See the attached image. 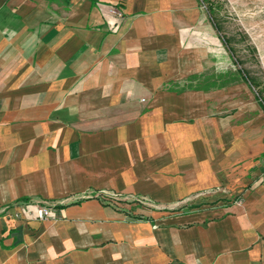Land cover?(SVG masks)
<instances>
[{
  "label": "crops",
  "instance_id": "crops-1",
  "mask_svg": "<svg viewBox=\"0 0 264 264\" xmlns=\"http://www.w3.org/2000/svg\"><path fill=\"white\" fill-rule=\"evenodd\" d=\"M221 47L200 0H0V264H264V103Z\"/></svg>",
  "mask_w": 264,
  "mask_h": 264
},
{
  "label": "rangeland",
  "instance_id": "rangeland-1",
  "mask_svg": "<svg viewBox=\"0 0 264 264\" xmlns=\"http://www.w3.org/2000/svg\"><path fill=\"white\" fill-rule=\"evenodd\" d=\"M200 2L211 20L219 27L222 47L220 51L214 50L212 55L218 66L221 62L220 69L224 72L221 73V84L225 79L226 85H247L263 104L264 0H201ZM210 77L212 79L214 76ZM200 82L195 85H199ZM139 205L136 203L134 207L141 210L152 207L145 202H139Z\"/></svg>",
  "mask_w": 264,
  "mask_h": 264
},
{
  "label": "built area",
  "instance_id": "built-area-1",
  "mask_svg": "<svg viewBox=\"0 0 264 264\" xmlns=\"http://www.w3.org/2000/svg\"><path fill=\"white\" fill-rule=\"evenodd\" d=\"M105 16L113 17L114 20L109 19L108 23L112 31L117 32L122 24L124 14L118 8L112 6L108 7L107 10L104 12ZM56 216L54 210L50 206L38 204L36 206H25L22 210L17 212L16 217H31L38 219L40 221L48 220Z\"/></svg>",
  "mask_w": 264,
  "mask_h": 264
},
{
  "label": "trees",
  "instance_id": "trees-1",
  "mask_svg": "<svg viewBox=\"0 0 264 264\" xmlns=\"http://www.w3.org/2000/svg\"><path fill=\"white\" fill-rule=\"evenodd\" d=\"M201 1V0H200ZM212 19L214 20V18L212 17ZM215 21V20H214ZM215 25H216V27H217V29L219 30V27H218V25H217V23L215 22Z\"/></svg>",
  "mask_w": 264,
  "mask_h": 264
}]
</instances>
